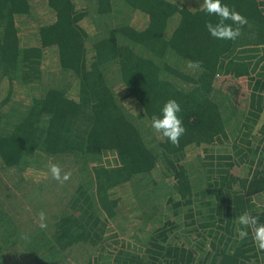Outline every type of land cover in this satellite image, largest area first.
<instances>
[{
  "label": "trees",
  "instance_id": "16d2710c",
  "mask_svg": "<svg viewBox=\"0 0 264 264\" xmlns=\"http://www.w3.org/2000/svg\"><path fill=\"white\" fill-rule=\"evenodd\" d=\"M203 3L0 0V173L35 172L23 179L35 196L74 183L57 191L62 207L32 205L36 219L52 211L45 227L0 201V264H65L75 247L91 250L80 264H264L255 226L239 223L247 213L264 224V0H222L246 21H223L235 40L210 34L221 18ZM169 100L181 108L178 144L151 127ZM230 138L234 154H205ZM50 164L69 178L53 179ZM137 185L166 189L140 252L117 241L142 226Z\"/></svg>",
  "mask_w": 264,
  "mask_h": 264
},
{
  "label": "rangeland",
  "instance_id": "374dc122",
  "mask_svg": "<svg viewBox=\"0 0 264 264\" xmlns=\"http://www.w3.org/2000/svg\"><path fill=\"white\" fill-rule=\"evenodd\" d=\"M35 9L42 11V9L39 7L40 4H38V1H35L34 3ZM143 23V22H142ZM141 23V24H142ZM87 29L89 30L88 32L90 33V28L88 24H84ZM20 26H23L22 29H25L27 27L26 25L20 24ZM93 33V32H92ZM256 36V35H252ZM248 38V37H247ZM245 38V39H247ZM258 38V37H257ZM43 65V70H52L55 68L56 65V57L55 53L51 51L46 53L45 59L42 63ZM51 75H50V74ZM46 73L48 74L47 77H45V81L48 84L49 80L52 79V72ZM55 74V73H53ZM225 80H229L234 83H237L240 85L242 88L244 87L247 89L248 87V79L247 78H238V79H232L231 77H226L224 78ZM222 79V80H224ZM66 82L70 83L72 85L74 81H69V77H66ZM243 88V90H244ZM28 94V92H19V96L22 98H25V96ZM255 141V140H254ZM233 144V138H230L227 142H224L222 144H214L213 146L208 148V151L205 153L206 155H211V156H217V155H229V154H234L235 151L231 150ZM255 142H251V145H254ZM204 153V152H203ZM238 160V158H236ZM113 159L111 160V164L109 160H106L104 163L112 165ZM244 168V167H243ZM248 168V166H247ZM195 171V170H193ZM197 172V171H195ZM29 173V172H27ZM40 174V173H38ZM32 175H34L36 178H38V175L35 174V172L29 173V174H24L23 176H18L15 174H12L9 171H3L0 173V201L4 202L6 206L14 212V215L20 222H24V226H31L33 224L38 225L39 223H44L45 221H50V217L52 215V211H50V214L48 217H44L43 220L41 219H36L35 216H32L34 211L31 210L32 207L36 204H42L43 208L46 206V209L51 207V210L53 208H59L62 207V203L60 202V197H56V193L62 189L61 187L63 186L64 190H69L70 188L73 189L74 183H64V181H61L57 186H55V183L52 185L48 186V189L46 190V194L44 196H35L30 190H28L30 187L28 183H23V179L27 180V178H31ZM41 177V176H39ZM141 182H146V181H141ZM62 185V186H61ZM71 185V186H70ZM28 186L29 188H27ZM144 188H140L138 185L136 188H133L134 196L136 197L137 202L141 206L142 214H143V220H142V226L138 230L137 234L134 237H129V238H118L117 241H119V245L121 243H125L126 247H128L130 250H133L134 252H140L142 251V247L144 245V237L142 235L146 234V230L152 226V224L157 225V220L159 217L162 218L163 215V209H164V203L162 200L159 199V196L154 195L155 191L159 194L161 192V195L166 192V189L164 188H158L156 190L155 187H152L154 190L150 191V188H147L146 186H143ZM58 191V192H57ZM12 197L14 201L11 203H8V199ZM52 200V203L50 202ZM7 201V202H6ZM38 202V203H36ZM257 202H260L264 204V196H260L257 198ZM36 203V204H35ZM33 205V206H32ZM30 210V211H29ZM43 210V209H42ZM41 210V211H42ZM33 213H32V212ZM32 213V215H30ZM139 234V236H138ZM112 249H116L113 245ZM87 251L91 252L88 248L84 247H75L73 248L68 255L67 262L65 264H80L83 262L85 259H87Z\"/></svg>",
  "mask_w": 264,
  "mask_h": 264
},
{
  "label": "clouds",
  "instance_id": "9594fccd",
  "mask_svg": "<svg viewBox=\"0 0 264 264\" xmlns=\"http://www.w3.org/2000/svg\"><path fill=\"white\" fill-rule=\"evenodd\" d=\"M202 9L208 14H215L221 18V23L207 25L210 34L217 39L235 40L240 35L239 29L234 30L231 25L224 24L223 21L231 20L233 23H246L239 13L229 9L227 5L222 3V0H204ZM180 111V105L175 100H169L163 105L160 114L153 116L151 121V127L166 137L172 144H178L179 138L185 132L183 122L178 115ZM49 171L52 178L57 181L69 178L68 174L61 177V168L57 164H50ZM43 219V214H41V220ZM239 223L243 226H255L253 243L260 250H264V224H259L257 217L250 216L247 213L239 217ZM45 226V224H41V227ZM248 234L247 231L241 230L239 236L243 239Z\"/></svg>",
  "mask_w": 264,
  "mask_h": 264
}]
</instances>
